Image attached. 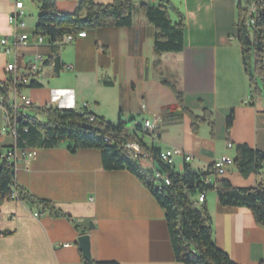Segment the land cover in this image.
Listing matches in <instances>:
<instances>
[{
    "label": "crops",
    "instance_id": "0c3cea01",
    "mask_svg": "<svg viewBox=\"0 0 264 264\" xmlns=\"http://www.w3.org/2000/svg\"><path fill=\"white\" fill-rule=\"evenodd\" d=\"M22 1L24 27L15 28L9 25L14 3L0 0V88H7L9 104L14 87L6 75L7 64L16 61L22 72L38 56L43 61L31 82L37 87H20V96L32 106L20 101L18 113L45 121L35 110H85L106 123L125 126L131 140L147 149L180 151L174 166L178 174L186 167L206 173L223 155L235 160L239 146L264 152V88L259 82L260 93L253 98L237 41L239 4L250 12L253 6L245 7L243 0H166L185 19L184 50L157 56L155 28L140 11L142 5L157 6L156 0L134 1L131 27L85 33L61 51L49 38L39 44L34 35L39 0ZM80 1L57 0V10L74 14ZM95 3L106 6L112 0ZM170 17L178 22L175 13ZM20 36L27 37L29 46L19 49L17 57L6 56L1 41L7 39L12 47ZM175 92L182 95V105ZM5 97L0 92L3 105ZM232 111L234 121L227 129ZM189 114L199 119L211 114V120L199 124L195 134ZM7 119L0 107V164L16 146ZM146 121L154 125L152 132L145 130ZM72 146L30 148L37 156L17 162L14 193L18 188L50 202L79 225L90 221L94 229L88 226L86 235L96 262L181 264L165 211L139 179L126 170L106 171L98 150L71 153ZM186 156L191 157L188 163ZM140 165L154 170L151 162ZM219 181L251 189L264 185V172L243 176L234 164ZM204 205L218 249L236 264H264V228L255 223L249 209L222 207L216 192L206 193ZM5 233L10 235H1ZM81 236L68 220L52 218L40 206L12 200L0 206V264H83Z\"/></svg>",
    "mask_w": 264,
    "mask_h": 264
},
{
    "label": "trees",
    "instance_id": "16d2710c",
    "mask_svg": "<svg viewBox=\"0 0 264 264\" xmlns=\"http://www.w3.org/2000/svg\"><path fill=\"white\" fill-rule=\"evenodd\" d=\"M135 0H112L110 5H98L95 0H81L74 14H60L57 0H39L40 15L35 30V37L49 38L50 43L59 45L67 36L75 39L85 33L104 28H128L133 24ZM157 6L142 5L140 11L155 28V55L181 53L184 50L185 19L173 5L157 1ZM253 10L239 4L237 24V41L242 49L243 65L253 98L260 93L259 82L264 88V0H254ZM178 16L174 23L170 13ZM86 19L84 22L83 20ZM253 20L251 26L249 21ZM167 84V83H165ZM33 88L37 87L32 83ZM5 90V92H4ZM7 88H0L5 97L8 116L17 120L16 149L26 150L33 147L54 149L63 143H71V153L79 150L95 149L101 154L103 168L108 172L126 170L133 174L149 190L159 206L165 211L166 221L171 237L176 261L181 264H236L230 256L218 249L213 240L212 222L204 204L198 203L202 193L216 192L219 203L225 208H247L251 211L255 223L264 228V185L256 188H235L227 181H219L213 186L205 185L203 179L215 174L212 168L206 173H197L186 167L183 174L175 172L174 167L164 164L160 152L156 149L144 150L154 159V170L169 175L171 185L160 188L154 181L153 171L145 170L138 162L132 160L122 149L109 146L104 139L110 134L131 136L125 126H114L85 110L63 111L58 109H37V116L45 117L39 121L35 117L16 113L8 102ZM179 104H183L180 93L175 92ZM193 122V131L198 134L199 124L210 122L211 114L199 119L189 114ZM88 117H95V121ZM234 121L232 111L227 118V129ZM92 126L94 130L83 129V125ZM11 152V150L9 151ZM236 169L243 176L264 168V152L253 151L247 146L237 148L234 161ZM16 166L2 161L0 164V206L11 201L16 187ZM18 201L31 207L40 206L52 218L66 219L73 224L80 235H86L90 221L79 225L76 220L47 201L38 200L29 193L16 188ZM8 236L9 233L1 234ZM83 264H118L115 262H96L85 260L80 249Z\"/></svg>",
    "mask_w": 264,
    "mask_h": 264
},
{
    "label": "built area",
    "instance_id": "2783aa9c",
    "mask_svg": "<svg viewBox=\"0 0 264 264\" xmlns=\"http://www.w3.org/2000/svg\"><path fill=\"white\" fill-rule=\"evenodd\" d=\"M14 3V9L9 17V25L15 28H23L24 23L20 20L23 16V1L22 0H10ZM65 1V0H64ZM156 1H163L166 0H156ZM254 12V8H253ZM249 24L253 26L254 21L250 20ZM43 37L37 38L38 43H42ZM75 41V38L72 36H67L65 38V41L63 43L59 44V51L62 50L63 46L69 43H72ZM1 45L4 48V54L9 57H17V52L19 49L28 47L29 42L26 36H20L15 39L14 44L12 47L8 46V40L4 39L1 41ZM43 61V58L41 56H38L36 60L27 65L24 70L21 72L20 68L16 61L10 62L6 66V75L7 78L12 82L13 85V103L10 104V107L18 113V109L21 106L19 102L21 101L22 106L30 107L32 106V103L29 99H26L24 97L20 96V87H26L29 86L34 78L37 77L39 73L40 63ZM0 107H3L5 111L7 112L5 106L0 103ZM86 108V105H85ZM8 116V113H7ZM87 118L91 121H95V117H88ZM7 128L9 129V132L12 133L16 138V128H17V120H13L8 116L7 119ZM144 128L148 132H152L155 127L150 121H146L144 124ZM105 143L109 146H117L120 149L123 150V152L127 153V156H129L131 159H134V161L142 163H149L151 162L154 165V159L152 156H150L143 148L142 144L138 140H131L127 139V137L124 134H110L104 139ZM16 147V146H15ZM11 149V152H8L7 155H5L3 161L8 162L9 164H14L16 166L17 162L19 160H27L31 161L34 160L37 156V151L35 149L30 150H20L16 148ZM228 148L231 150L234 148L232 144H228ZM181 155V152L176 149H167L165 151L160 152L159 157H166V165L174 167L175 166V160L178 156ZM231 159L232 157L228 155H223L219 159L215 160L212 169L215 172V174L211 176H207L203 179V183L205 185L213 186L217 182V180L226 175L228 172V169L231 167ZM191 161V157L186 156L185 162L188 163ZM264 172V168H263ZM154 178L157 182H160V188H164L169 186V181L171 179L169 178V175L163 172H157L153 170ZM12 201H18V193H13L11 196ZM206 200V194L202 193L198 197V203L204 204Z\"/></svg>",
    "mask_w": 264,
    "mask_h": 264
},
{
    "label": "water",
    "instance_id": "95a60500",
    "mask_svg": "<svg viewBox=\"0 0 264 264\" xmlns=\"http://www.w3.org/2000/svg\"><path fill=\"white\" fill-rule=\"evenodd\" d=\"M84 22L86 19L83 20ZM83 129L92 131L94 128L92 126H89L87 124H84ZM89 229L93 230L94 226L92 223L89 225ZM78 246L79 249L84 257L85 260H91L92 259V254H91V240L89 235H83L78 239Z\"/></svg>",
    "mask_w": 264,
    "mask_h": 264
},
{
    "label": "bare ground",
    "instance_id": "6f19581e",
    "mask_svg": "<svg viewBox=\"0 0 264 264\" xmlns=\"http://www.w3.org/2000/svg\"><path fill=\"white\" fill-rule=\"evenodd\" d=\"M127 154V153H126ZM160 158V160L164 163V164H166V157H159ZM132 160H134V159H132ZM234 159L232 158L231 159V167L234 165ZM136 162H138V161H136ZM139 164H140V162H138ZM154 181H155V184H157L158 186H160V182H157L156 181V179L154 178ZM171 185V181H169V186Z\"/></svg>",
    "mask_w": 264,
    "mask_h": 264
},
{
    "label": "rangeland",
    "instance_id": "374dc122",
    "mask_svg": "<svg viewBox=\"0 0 264 264\" xmlns=\"http://www.w3.org/2000/svg\"><path fill=\"white\" fill-rule=\"evenodd\" d=\"M253 1L254 0H243V5L246 7V6H253ZM71 144V143H70ZM209 193H213V192H209ZM91 223V222H90ZM89 223V225H90Z\"/></svg>",
    "mask_w": 264,
    "mask_h": 264
}]
</instances>
